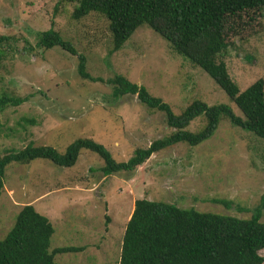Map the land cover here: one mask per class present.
<instances>
[{
  "label": "rangeland",
  "instance_id": "1",
  "mask_svg": "<svg viewBox=\"0 0 264 264\" xmlns=\"http://www.w3.org/2000/svg\"><path fill=\"white\" fill-rule=\"evenodd\" d=\"M77 3L0 0V36L7 38L0 49V97L25 99L0 111V156L29 144L49 145L63 153L73 141L91 138L115 160L125 161L136 148L169 135L173 128L162 111L147 107L136 95H112V85L105 80L117 74L143 85L175 114L196 100L225 104L240 114L206 72L146 24L112 51L106 18L90 13L73 19ZM51 27L85 56L86 72L104 81L81 77L76 55L37 44L39 33ZM226 40L229 46L222 59L238 89L259 78L264 81V10L228 20ZM205 125L202 113L185 129L195 132ZM103 165L96 152L85 148L71 167L44 158L9 163L0 196V239L14 225L22 205L33 202L54 228L49 251L84 247L56 253V263L118 264L136 198L246 219L264 194V138L233 126L225 116L206 140L161 149L133 172L104 175ZM259 253L264 255V248Z\"/></svg>",
  "mask_w": 264,
  "mask_h": 264
},
{
  "label": "trees",
  "instance_id": "2",
  "mask_svg": "<svg viewBox=\"0 0 264 264\" xmlns=\"http://www.w3.org/2000/svg\"><path fill=\"white\" fill-rule=\"evenodd\" d=\"M264 10V0H78L72 11L73 19L98 13L108 21L112 51L119 50L141 25L146 24L167 40L171 47L192 65L206 72L231 98L240 114L225 104L209 105L196 100L180 114L152 95L143 85L117 74L105 80L112 85V95H136L147 107L165 114L172 132L152 141L147 147L136 148L125 161L115 160L102 144L91 138L73 141L60 153L49 145H26L24 148L0 156V196L3 190L5 167L11 162L28 163L44 158L58 166L71 167L80 150L90 149L103 160L104 175L133 172L149 157L178 142L196 145L209 138L222 116L233 126L264 138V81L257 79L240 91L222 59L229 43L226 24L242 13ZM7 38L0 36V49ZM37 44L45 49L54 46L76 55L81 77H92L85 70V56L52 27L38 35ZM25 99L3 95L0 111L18 106ZM204 114L206 125L200 131L185 127L196 116ZM34 123L32 118L22 119ZM2 124L0 123V131ZM264 194L249 218L178 207L162 200L136 198L133 211L124 230L118 264H263L264 222L261 220ZM54 228L47 216L39 213L31 203L22 205L12 228L0 239V264H58L56 253L77 252L83 246H62L49 251Z\"/></svg>",
  "mask_w": 264,
  "mask_h": 264
},
{
  "label": "crops",
  "instance_id": "3",
  "mask_svg": "<svg viewBox=\"0 0 264 264\" xmlns=\"http://www.w3.org/2000/svg\"><path fill=\"white\" fill-rule=\"evenodd\" d=\"M31 203H33V202H31Z\"/></svg>",
  "mask_w": 264,
  "mask_h": 264
}]
</instances>
